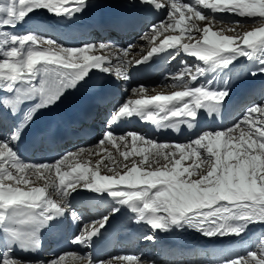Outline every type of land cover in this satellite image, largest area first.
<instances>
[{"label":"snow or ice","instance_id":"6c2138e0","mask_svg":"<svg viewBox=\"0 0 264 264\" xmlns=\"http://www.w3.org/2000/svg\"><path fill=\"white\" fill-rule=\"evenodd\" d=\"M129 2L133 8L167 10L165 19L140 36L156 43L134 62L127 59L132 44L127 48L104 42L67 47L42 35L40 24L24 34L10 31L40 11L57 22L70 21L90 7V0H72L71 4L69 0H0V112L20 116L0 138V264H65V255L33 260L14 253L38 252L42 230L54 220L70 215L79 221L69 198L84 190L110 200L106 214L74 236L73 243L85 248L125 206L135 214L137 224L149 226L143 239L151 242L156 241L157 231L191 230L207 239H223L242 238L256 225L264 228V101L247 107L231 127L203 131L185 143L157 142L137 133L108 130L97 145L122 144L131 150L120 151L125 162L115 161L109 153V163L99 160L94 169L80 162L76 152L54 162H25L18 155L16 145L35 113L55 105L66 91L85 86L95 75L92 70L112 75L113 58L115 77L122 79L128 78L124 70L128 65L139 66L166 49L173 50L170 59L184 53L202 62L190 65L181 60L182 68L169 74L171 88L178 89L171 94L144 96L147 90L141 85L132 89L141 98L113 109L112 120L138 116L158 130L179 131L182 124L194 129L201 110L209 116L219 114L230 95V78L221 82L218 76L241 57L256 64L246 75H264V0ZM217 13L247 19L218 18ZM245 23L259 26L236 35L225 34L235 31L233 27L213 30L216 25ZM185 35L188 42H183ZM200 78L204 79L193 86ZM25 104L31 107L25 110ZM131 156L140 160H129ZM101 165L108 174H101ZM217 255L220 258L214 264H264V231L243 252ZM73 260L75 264H155L132 254L107 260L93 259L91 253L73 254Z\"/></svg>","mask_w":264,"mask_h":264},{"label":"bare ground","instance_id":"6f19581e","mask_svg":"<svg viewBox=\"0 0 264 264\" xmlns=\"http://www.w3.org/2000/svg\"><path fill=\"white\" fill-rule=\"evenodd\" d=\"M69 3L71 4L72 0H69ZM207 10L208 9H203V11L206 14L211 15V12ZM218 15H222L223 17H228L226 14L217 13L216 16ZM233 17H235L236 19L241 18L238 16H233ZM62 22H57L46 11H40L32 15L30 20H27L25 23L18 25L16 29L10 31H14L17 34H20V30L22 28L23 29L26 28V32H28L33 30L36 24L41 25L39 31L43 33L52 31V29L54 31H60L57 27ZM221 27L227 28L223 25L222 26L216 25L213 30L219 31ZM175 34H179V32L177 31ZM67 39H68V43L72 44V47L78 46V44L80 46L83 43V41H81L82 36L68 35ZM141 41L142 40L140 39L138 40V42H136L135 45H133L134 47L132 48L131 52L129 53V56L127 57L128 60H132L134 62L137 59H141L143 56H145V54L148 51L151 50V47L154 46L156 43V42L150 43L147 40L149 43L148 46L145 47L144 45H142L143 42ZM143 41L146 42V39H144ZM118 48L121 47L118 46ZM169 51L172 52L173 50L169 49ZM96 54H105V53L97 52ZM182 54H183L182 60L186 59L189 62L196 61L198 63H202L200 61H197L195 58L188 56L184 53H181L180 55ZM178 58L179 59H175V60L172 59L170 62L171 66H173L176 69L179 68L180 65L182 66V64L179 63L181 58L179 56ZM175 62H178L177 66L175 65ZM116 63L117 61L113 58V72H115ZM130 66L131 65H128L124 69L126 73L129 72ZM238 67H242L244 68V70H246L245 72H248L249 69H254L256 67V64L253 62H249L246 58L241 57L237 62H235L232 66H230V69L228 71H226L228 72L227 74H229L230 77V82L228 85V87L230 88L229 97L233 96L236 100L246 97V100H249L253 91L261 88V86H264V75H257V76L246 75L244 78H241L242 77L241 73L232 72V69L237 70ZM208 78H211V76H209ZM167 79L169 78L165 79L164 84L166 83ZM203 79L204 78H200L197 84H199ZM171 81H169L170 84ZM219 81L222 82L223 80L220 79ZM196 82L194 83L193 86L196 85ZM220 86L221 87L223 86L222 83ZM125 89H127V91H125ZM132 89H138V88H135L133 83L131 82L125 83L123 85L124 92L126 94H129L127 100L141 98V95L133 93ZM145 89L147 91L142 94L144 96H152L157 94L168 95L171 94L172 91L177 90L173 88L171 89L145 88ZM236 89L237 91L234 92ZM130 121H133V123H138V124L147 122V121H142L138 116L131 117ZM137 134L145 135V137L148 138L146 131ZM128 143L129 145L131 144V136H128ZM137 146L139 147L141 145L138 144ZM105 148L107 149V151L104 150ZM125 150L130 151L131 149L130 147L125 148L122 144H118V147H114L111 144H106V145H99L98 147L91 146L88 148L76 150L74 152L79 153L78 159L80 162L87 163V165L90 168L94 169L96 167L97 161L99 160H102L104 163H109V160L107 158L109 153L111 154L112 158L115 161L125 162L124 158L120 155V151H125ZM133 159L138 161L140 160V157L139 156L129 157V160H133ZM73 163H75V161ZM101 174H108L102 165H101ZM37 183L42 184V181ZM49 191L51 193V190ZM80 193H82V195H77ZM52 198L58 199V197L55 194H52ZM69 200L72 207L77 211L78 215L81 218L90 217L91 220L95 219L96 212H98L97 213L98 215L96 217H101L102 215H104L103 213L107 211V209L110 206V200L105 201L103 199H100L96 197L94 193H91L90 191L87 190L79 191L78 193H73V195L69 198ZM90 203H93L91 207L89 206ZM125 209H127L126 206L121 210V213ZM119 214H117L115 217H118ZM134 216H135L134 213H130L127 217V226H126L127 233L125 235V238L130 237V239H135L133 237L135 233H141L144 236L148 234V232L150 231L149 226L144 225L143 223L137 224L134 221ZM82 227L83 225L80 227V230ZM261 228L262 226H260V229ZM257 231H258V225L254 226L252 230L246 235H244L242 238L225 237L223 239H219V238L207 239L200 236L195 231H191V230H185V231H179L173 233H161L157 231L155 242H151V241L149 243H146L147 241L142 242L141 241L142 238H140V241L134 243L132 246H122L121 244H119L118 248L116 249V252L118 254L117 256L124 254L136 255L137 253L141 252V254L137 256L140 258V260L145 259L147 260V262L154 261L155 264H162L161 263L162 261L165 262L164 264H186L185 263L186 259L189 260L192 264H196L198 262L200 263L205 262L206 264H214V262L220 258L217 255V253L221 251H227L232 254L243 252L245 250V244H247L246 242L248 241L249 238L255 235ZM175 251L177 252L171 253ZM179 252H184L185 254L180 255ZM73 254H79V253L66 254L65 264H75L73 260Z\"/></svg>","mask_w":264,"mask_h":264},{"label":"rangeland","instance_id":"374dc122","mask_svg":"<svg viewBox=\"0 0 264 264\" xmlns=\"http://www.w3.org/2000/svg\"><path fill=\"white\" fill-rule=\"evenodd\" d=\"M217 17H223L222 15H218ZM224 18H230V19H233V20H244V19H246V18H235V17H233V16H228V17H224ZM205 22H200V24L201 25H203ZM222 26V25H221ZM223 26H225V27H233L234 29H235V31H226L225 32V34H227V35H234V34H236L237 32H239V33H243L244 31H246V30H252L253 28H255V27H258L259 26V24H252V23H245V24H243V25H232V26H229V25H223ZM138 40H140V38H136L135 39V42H138ZM144 40V39H143ZM141 41V42H143L142 43V45H144L145 47H147L148 46V41H147V39H146V42L145 41ZM184 42H188V38L186 37V40H184ZM194 42V41H193ZM136 44V43H135ZM175 59H179L178 58V56L175 58ZM174 59V60H175ZM171 62V61H170ZM179 63H181V60L179 61ZM246 71V70H245ZM244 71V72H245ZM232 72H237V73H241V72H239L238 71V69L237 70H234V69H232ZM243 72V73H244ZM225 72H223V74H224ZM243 73H241V74H243ZM232 74V73H231ZM227 77H229V74H227ZM245 110V109H244ZM244 112V111H243ZM143 136H145V135H143ZM96 147H98V146H96ZM77 195H82V193H80V194H77ZM92 224V223H91ZM90 224V225H91ZM90 225H88V226H90ZM262 231H264V228H261L260 229V225H258V231H257V233L255 234V235H253L251 238H249L248 239V241L246 242L247 244H245V250H246V248L248 247V248H250V247H252L253 245H254V242L258 239V237H259V235L261 234V232ZM257 235V236H256ZM146 241V240H145ZM143 242V241H142ZM250 243V245H248ZM247 248V249H248ZM177 251H175V252H171V253H176ZM179 254L180 255H183V254H185L184 252H179ZM141 261H142V259H141ZM145 262H147V260L145 261ZM196 264H206L205 262H198V263H196Z\"/></svg>","mask_w":264,"mask_h":264}]
</instances>
